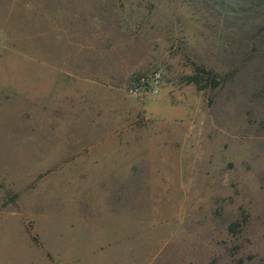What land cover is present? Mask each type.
Masks as SVG:
<instances>
[{
  "label": "rangeland",
  "instance_id": "1",
  "mask_svg": "<svg viewBox=\"0 0 264 264\" xmlns=\"http://www.w3.org/2000/svg\"><path fill=\"white\" fill-rule=\"evenodd\" d=\"M0 83V264H264V0H0Z\"/></svg>",
  "mask_w": 264,
  "mask_h": 264
},
{
  "label": "crops",
  "instance_id": "2",
  "mask_svg": "<svg viewBox=\"0 0 264 264\" xmlns=\"http://www.w3.org/2000/svg\"><path fill=\"white\" fill-rule=\"evenodd\" d=\"M8 66L4 65V70H2V73L5 74L4 72L6 71H10V68H7ZM3 79L5 80V78L3 77ZM5 82V81H3ZM1 84V83H0ZM2 87L0 85V96L2 94L1 92ZM6 176H4L3 174H0V200L1 201V205L2 207H9V206H18L20 198H21V188L18 187V185L16 183H12L11 181L7 180L5 178ZM11 193L15 195V202L12 203L10 202L7 206H4V199L5 197H7V194ZM72 220H76V219H72ZM65 223L66 221L63 220ZM70 221V220H69ZM62 223V221L60 222ZM34 224V223H33ZM48 221H47V226H48ZM71 224V227L74 228L75 224L74 221H71V223H69V225ZM117 225V224H115ZM65 225L60 226L59 224V229L60 228H64ZM35 230L36 229V225H34ZM54 228V227H52ZM103 230L102 229H98V231H96L95 236H96V242H98V244L100 243V238L101 235H103ZM38 232V231H37ZM52 232L54 233V230L52 229ZM39 237H40V243H34L32 241V244L37 246V247H43L45 244L44 238L42 236V234L38 233ZM75 249V245L74 243L70 244V246L67 248V251L65 252L64 256H60L57 257L55 255H53L49 250H47V258L51 261V264H74L75 263V259L72 258V254L74 252ZM121 250L115 249L112 251V254H110V252H105V251H101L99 252V254L95 255V256H87L84 257L82 259H79V263L81 262V264H100L101 262H106V260H113V261H121ZM24 254V253H23ZM25 255L27 256V252L25 253ZM83 262V263H82Z\"/></svg>",
  "mask_w": 264,
  "mask_h": 264
},
{
  "label": "trees",
  "instance_id": "3",
  "mask_svg": "<svg viewBox=\"0 0 264 264\" xmlns=\"http://www.w3.org/2000/svg\"><path fill=\"white\" fill-rule=\"evenodd\" d=\"M191 82L198 84L199 80L197 78H191ZM218 85H219V80L214 75H211L209 78V86L212 88H216L218 87Z\"/></svg>",
  "mask_w": 264,
  "mask_h": 264
}]
</instances>
